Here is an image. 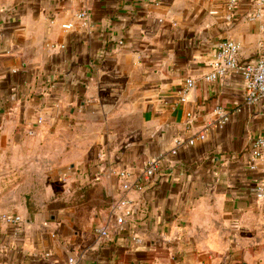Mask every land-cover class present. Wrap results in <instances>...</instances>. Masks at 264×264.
Segmentation results:
<instances>
[{
	"label": "crops",
	"instance_id": "obj_1",
	"mask_svg": "<svg viewBox=\"0 0 264 264\" xmlns=\"http://www.w3.org/2000/svg\"><path fill=\"white\" fill-rule=\"evenodd\" d=\"M224 6L0 0V217L22 226L16 234L0 222V264H48L46 252H79V264H264V198L252 191L264 159L256 173L247 167L264 102L245 106L239 78L202 79L225 39L240 44L241 60L264 57V10L250 21L251 0H240L227 24ZM186 79L195 84L181 104ZM216 107L229 115L221 129ZM175 138L194 144L172 157ZM159 156L157 179L130 195L136 223L98 238L120 196L115 172ZM41 184L55 203L37 206Z\"/></svg>",
	"mask_w": 264,
	"mask_h": 264
},
{
	"label": "built area",
	"instance_id": "obj_2",
	"mask_svg": "<svg viewBox=\"0 0 264 264\" xmlns=\"http://www.w3.org/2000/svg\"><path fill=\"white\" fill-rule=\"evenodd\" d=\"M239 2L240 0H225L224 20L227 24H233L235 22L237 18L236 8ZM251 3L255 11L248 19L254 21L260 17V14L264 10V0H251ZM210 14H216V12H210ZM86 16V12L81 11L75 15V18L81 21L85 20ZM62 28L64 30H70L72 26L70 24H65L62 25ZM121 44L122 43L119 42V45ZM240 49V44L233 40L225 39L221 41L217 45L210 61L208 71L203 75L202 79L206 83H215L225 78H239L243 84V103L247 107H253L264 102V57L241 60L239 58ZM194 84L195 82L192 79L185 80L184 87L179 92V103L183 104L186 102V96L194 88ZM214 114L216 120L212 125L218 129L223 128L229 121L228 113L222 108L216 107L214 109ZM186 116L187 118L193 117L191 114H186ZM205 131L207 130L205 129ZM204 132L199 133L196 138L204 140ZM185 144L192 146L194 144V139L182 141L179 138H175L173 140V147L169 150V155L172 157L177 155V149ZM263 159L264 131L255 137L249 146L247 154L248 170L251 173H256ZM166 163L165 157L159 156L143 161L138 173H133L132 170L128 169H119L115 172V176L120 185V196L110 205L107 213L108 224L95 230V234L98 238L108 240L111 236L112 226L120 229L121 227L136 223L138 212L137 203L134 199H131L130 195L143 192L147 186L157 179L159 172ZM252 191L257 199L264 198V182L255 184ZM0 222L14 226L16 234L22 231L21 220L18 216H1ZM132 241L137 244L140 242L135 236L132 237ZM44 259L47 260L48 264H79L80 254L79 252H74L64 260H58L54 258L52 253L46 252L44 254Z\"/></svg>",
	"mask_w": 264,
	"mask_h": 264
},
{
	"label": "rangeland",
	"instance_id": "obj_3",
	"mask_svg": "<svg viewBox=\"0 0 264 264\" xmlns=\"http://www.w3.org/2000/svg\"><path fill=\"white\" fill-rule=\"evenodd\" d=\"M35 189L38 191V193L40 194V197L42 198L41 201H35L37 203V206H41L42 204H48V203H55V199H56V195L52 194L50 195V197H48L47 195V187H45V185L41 184L39 186H35ZM23 202L25 203L26 208H28V210H32V208H34L33 206V200H32V194H27L26 196H24V200ZM65 206V202H62L61 204V208H63Z\"/></svg>",
	"mask_w": 264,
	"mask_h": 264
}]
</instances>
